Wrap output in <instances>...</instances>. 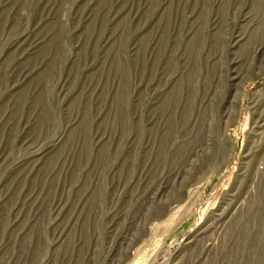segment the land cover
I'll return each instance as SVG.
<instances>
[{
    "label": "rangeland",
    "instance_id": "1",
    "mask_svg": "<svg viewBox=\"0 0 264 264\" xmlns=\"http://www.w3.org/2000/svg\"><path fill=\"white\" fill-rule=\"evenodd\" d=\"M0 264H264V0H0Z\"/></svg>",
    "mask_w": 264,
    "mask_h": 264
}]
</instances>
